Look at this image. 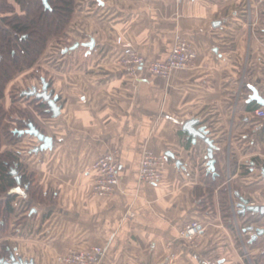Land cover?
I'll list each match as a JSON object with an SVG mask.
<instances>
[{"label": "crops", "instance_id": "obj_1", "mask_svg": "<svg viewBox=\"0 0 264 264\" xmlns=\"http://www.w3.org/2000/svg\"><path fill=\"white\" fill-rule=\"evenodd\" d=\"M242 1L243 7L236 5ZM262 14L264 0H77L61 44L79 48L50 53L35 66L61 107L58 118L35 115L53 148L34 154L39 142L27 136L35 144L24 142L13 150L22 170L53 197L33 203L24 223L10 217L3 239L15 256L59 264L57 258L70 250L101 246L105 255L99 264H249L238 247L243 235H248L245 250L256 259L264 254V235L251 245L256 231L264 230L259 214L247 215V229L233 224L234 231L201 207L210 187L207 146L183 130L195 119L197 128L209 132L218 148L215 159L229 175V188L236 189L231 201L240 192L250 204L264 206V119L254 113L264 107L250 99L251 87L264 98ZM176 36L193 44L197 59L170 82L146 71L134 80L119 63L124 50L119 39L147 60L163 61ZM92 40L91 50L85 45ZM32 86L42 89L37 79L21 97ZM113 150L120 155L121 186L111 198L97 199L89 169ZM145 150L167 158L160 184L139 180ZM224 186L215 190V198ZM234 210L241 216L239 208ZM128 213L133 217L127 219ZM194 220L202 223L199 245L179 236Z\"/></svg>", "mask_w": 264, "mask_h": 264}, {"label": "trees", "instance_id": "obj_2", "mask_svg": "<svg viewBox=\"0 0 264 264\" xmlns=\"http://www.w3.org/2000/svg\"><path fill=\"white\" fill-rule=\"evenodd\" d=\"M47 2L49 8L45 6L43 0H0V128L7 119V111L2 104L7 85L18 74L32 70L41 59L49 58L50 54L47 55L49 48L54 47L55 52L50 53L57 54H61L65 49V46L62 47L59 44L67 36V29L72 23L77 8V0H47ZM262 15L264 16V14ZM37 79L39 85H42V79L45 78ZM45 81L51 89L48 79H45ZM21 99L25 98L21 97L20 94ZM27 100L30 103L29 110L31 111L29 114H25L24 117L20 116L17 119L11 118L17 124L14 130L10 129L6 134V138L11 145L19 143L27 137V135L20 136L16 132L27 128L28 123H33L40 129L35 123V115L45 120L53 118L47 103L35 98H32V100L26 98ZM253 111L254 109L251 108L250 112ZM41 131L44 133L43 130ZM1 141L0 135V147ZM16 165L18 166L16 169L21 176V185L17 183L16 178L11 174V169L15 168ZM208 182L207 184L210 187L204 194L207 198L202 202L203 204L206 203L207 199H212L214 203L215 190L225 182L224 172L220 169L218 162H216V172L215 174L210 173ZM222 188L219 190L221 195H226L228 190ZM23 194L28 197V200L22 198ZM52 198L51 193H44L41 187L35 184L33 174L28 173L26 169L25 171L22 170V164L16 152L6 151L0 153V234L9 229V219L11 216L16 217V212L21 211L24 216L23 221H25L28 218L27 214L32 210L33 203H48ZM248 214L251 213L241 215V217L247 219ZM259 217L264 218L260 214ZM20 222L17 221L18 224ZM229 223V227H232L235 231L232 222ZM258 240L259 238L253 241L252 236L251 245L256 246ZM12 254L14 252L11 243L8 241L3 242L0 246V259H8ZM254 263L264 264V254L257 259L255 258Z\"/></svg>", "mask_w": 264, "mask_h": 264}, {"label": "built area", "instance_id": "obj_3", "mask_svg": "<svg viewBox=\"0 0 264 264\" xmlns=\"http://www.w3.org/2000/svg\"><path fill=\"white\" fill-rule=\"evenodd\" d=\"M118 44L123 45L124 53L120 65L125 72L134 80L139 79L140 72L170 82L173 75L179 71L189 69L197 59V53L193 44L183 38L176 36L170 55L163 61H149L133 48L124 45L122 40ZM41 92V89L38 90ZM255 116L264 119V109L256 110ZM119 151L113 150L100 157L89 169L92 175V193L97 199H109L115 195L121 186ZM167 158L158 155L151 150H145L140 162L139 180L148 184H160L165 180L164 170ZM256 171V166H249ZM229 183V180H228ZM133 214H128L127 219ZM202 235V225L199 221H191L181 230L179 236L182 240L194 244ZM105 255V249L94 246L86 250H70L68 253L58 257L59 264H99ZM7 263L11 260L5 259Z\"/></svg>", "mask_w": 264, "mask_h": 264}, {"label": "rangeland", "instance_id": "obj_4", "mask_svg": "<svg viewBox=\"0 0 264 264\" xmlns=\"http://www.w3.org/2000/svg\"><path fill=\"white\" fill-rule=\"evenodd\" d=\"M243 2L244 1L239 2L236 5L242 6L243 5ZM53 44H55V42H53ZM59 46H62L63 47V44L60 43ZM53 48H49L48 49V52L49 53L47 55H49L50 52H53L54 51ZM42 70H44V69H42ZM42 73H44V72H39V68L38 67H34L32 70H29V71H27L24 74L23 73L18 74L13 79V81L10 82L7 85L6 90H5V98L2 100L4 102L2 104H3L4 108H5V110L7 111V119L3 122V124H2V126L0 128V132H1L0 135H1V138H2L1 147H0L1 148L0 153L6 152V151H9V150L12 151V152H14L13 150L16 149V146H22L21 144H23L24 142L25 143L31 142V144H33V145L35 144L34 142H32V140L34 141L36 139H32L31 140L29 138H24L21 142L14 143V144L11 145V144H9V142H8V140L6 138V134H7V131L8 130H10V129L14 130L17 127V124L15 122H13V120L11 119L12 117L14 119H17L20 116L21 117H24L25 114L28 115L29 112L31 111V110H29V108H30V105L29 104L30 103L28 101H22V100H20V94H21V91L23 90V88L26 87L27 85L36 84L37 78L39 76H41V75L43 76ZM31 138H33V137H31ZM224 175H225V182L224 183H226V186L224 188H226L228 190V193L226 195H221L220 191L218 190L219 193L217 194V198H214V203H213V200L212 199L211 200L210 199H207L205 201L206 203L205 204H202L201 207L203 208L204 211L209 212L210 215L211 214L213 216H215V214L218 215L221 218V220L219 222H220V224L222 226H225V227L229 228V221H230L229 218H230V219H232L231 220L232 221V225L235 224L239 230H242V228L243 229H246L245 227H247V225L244 223L245 219L242 218L241 216L238 217L235 214L234 208L237 207L235 205L237 204L236 202H238V200L236 198H235L236 200H233V201H231V199H229V196H233V192H234L235 188H234V190H231L230 189L231 187L229 188V184L230 183L227 184V181L229 179L228 178L229 175L227 174V171L226 170H225ZM224 188H222V189H224ZM238 214H240V213H238ZM242 215L244 216L245 214H242ZM16 217H17L18 221H21L20 223H24L25 222V221H23L24 220V216H23V214H22L21 211L19 213L16 212ZM220 230H222V229H220ZM7 231L8 230L6 229V231H3L0 234V246L3 244V242H6L7 241L6 239H3L4 236H7L8 235L7 234ZM180 232H179V234H180ZM217 232H219V231H217ZM221 236L224 239V235H221ZM243 236L244 237H242V243H241V240H238V247H240L242 249V251H241L242 258L244 259V261H247L249 264H254V261H255V258L256 257L254 258V256H252L250 254L249 250L247 251V249L245 250L242 247V245H246V242L248 241V238H247L248 235H243ZM200 240L198 241V239H197L196 242L194 244H192V245L197 244V241H198V244L197 245H199ZM186 242H188V241H186ZM220 242L221 241H219L218 244ZM222 242H226V240H222ZM218 244L214 246V248L216 247L215 251H217V253L219 252V248H220V245H218ZM224 252L226 253L227 251H224ZM214 256H216V255H214ZM220 256H221L220 253H218L217 256H216V258L219 259ZM57 260H58V258H57ZM232 264H234V263H232Z\"/></svg>", "mask_w": 264, "mask_h": 264}, {"label": "water", "instance_id": "obj_5", "mask_svg": "<svg viewBox=\"0 0 264 264\" xmlns=\"http://www.w3.org/2000/svg\"><path fill=\"white\" fill-rule=\"evenodd\" d=\"M44 4L47 8H49L47 0H43ZM222 22H216L215 26H220ZM95 42L92 40L89 44H86L85 47L89 49H93ZM80 44H75L70 49L64 50V53H68L79 48ZM39 89L35 86L29 88L27 91L22 93V97L27 98H35L36 100L43 101L47 103L50 107V112L52 113L53 118H58L61 115V107L58 105L59 98L54 96L53 93L49 89V84L42 79V89L41 92L38 91ZM253 91V95L250 97L251 101L257 102L260 106L264 107V98H262L259 92L251 87ZM198 120H191L185 124L183 130L188 133L190 137L193 138L194 143H197V139H200L204 142L207 146V155L205 159L208 161V169L210 173L216 172V159H215V151L218 150L217 146L215 145V141L209 137V132L206 128H197ZM20 136L28 135L30 137L35 138L39 145L34 146L31 149V152L34 154H39L45 150H51L53 148V139L45 135L40 129H38L33 123H28L27 128L24 131H17ZM15 168L11 169V174L16 178V181L19 185L22 184L21 176L19 172ZM236 197L239 200L237 207L240 209L239 213L246 214L247 212L260 214L264 216V206L258 205H251L249 200L242 197L239 193H236ZM36 211V210H34ZM253 228H250L249 231H252ZM264 235V230L258 229L256 234L253 236V241L257 240L259 237ZM11 263H7L5 259H0V264H35L33 260L31 261H24L22 259H18L14 254H12L9 258ZM219 264H223L221 261Z\"/></svg>", "mask_w": 264, "mask_h": 264}, {"label": "flooded vegetation", "instance_id": "obj_6", "mask_svg": "<svg viewBox=\"0 0 264 264\" xmlns=\"http://www.w3.org/2000/svg\"><path fill=\"white\" fill-rule=\"evenodd\" d=\"M28 89H29V88H28ZM26 91H27V90H26ZM25 129H26V128H25ZM25 129H24V130H25ZM24 130H20V131H24ZM16 167H18V166L16 165Z\"/></svg>", "mask_w": 264, "mask_h": 264}]
</instances>
